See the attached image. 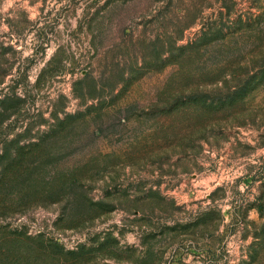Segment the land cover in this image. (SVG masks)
<instances>
[{
	"label": "rangeland",
	"instance_id": "rangeland-1",
	"mask_svg": "<svg viewBox=\"0 0 264 264\" xmlns=\"http://www.w3.org/2000/svg\"><path fill=\"white\" fill-rule=\"evenodd\" d=\"M0 264H264V0H0Z\"/></svg>",
	"mask_w": 264,
	"mask_h": 264
}]
</instances>
